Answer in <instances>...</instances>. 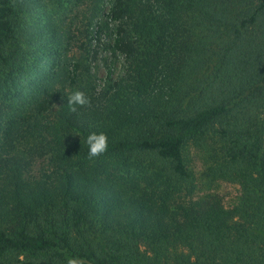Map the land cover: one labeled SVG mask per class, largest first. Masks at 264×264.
I'll return each instance as SVG.
<instances>
[{"label": "trees", "instance_id": "16d2710c", "mask_svg": "<svg viewBox=\"0 0 264 264\" xmlns=\"http://www.w3.org/2000/svg\"><path fill=\"white\" fill-rule=\"evenodd\" d=\"M66 1L0 0V264H264V0H79L128 64L95 97L87 56L64 57ZM77 90L89 103L72 111ZM90 132L107 137L96 157ZM195 136L218 146L211 175L239 185L233 208L158 207L123 174L147 158L190 183ZM36 160L50 170L34 178Z\"/></svg>", "mask_w": 264, "mask_h": 264}, {"label": "rangeland", "instance_id": "374dc122", "mask_svg": "<svg viewBox=\"0 0 264 264\" xmlns=\"http://www.w3.org/2000/svg\"><path fill=\"white\" fill-rule=\"evenodd\" d=\"M63 5L65 9H62L58 22L63 25L65 31L64 57L71 63L79 61L82 55L87 56L88 71H80L79 86H82L88 95L95 97L98 92L105 90L106 86L110 84V80H116L124 75L128 64L120 54L110 49L113 37L111 34L113 27L110 23L107 24L104 33L98 36V39L94 37L95 28L86 27V19L91 14L88 10V2L81 3L76 0L70 3L66 1ZM107 10L108 4H105L104 13ZM36 18L34 11L27 16L26 21L30 30H32ZM95 20L99 22L104 18L99 16ZM3 134L4 131L0 132V142L5 141ZM217 148L215 140L210 137L195 136L187 140L182 154L186 168L191 175V182L183 183L174 189L171 185L172 182L168 180L160 166L151 164L147 158H133L129 162V165H132H128V168H124L122 171L125 172L123 174L127 173L129 177L134 178L138 187L146 188L151 192L156 190L154 197L158 207L165 204V206L174 209L208 203L230 209L239 203L241 190L237 183L214 178L211 175V168L220 162L218 159L220 152L216 153ZM49 170L50 166L47 162L36 160L31 166L29 175L37 178L42 172ZM94 173L93 170H90L91 175ZM157 175H161V177H156ZM165 194L167 197L163 200L160 196ZM10 216L12 214L0 211V222L5 221L6 223Z\"/></svg>", "mask_w": 264, "mask_h": 264}, {"label": "clouds", "instance_id": "9594fccd", "mask_svg": "<svg viewBox=\"0 0 264 264\" xmlns=\"http://www.w3.org/2000/svg\"><path fill=\"white\" fill-rule=\"evenodd\" d=\"M70 110L75 111L77 106L89 103L88 98L81 91H73L66 99ZM89 157L103 154L108 148L107 137L104 133L90 132L85 139ZM71 264H80L79 260L73 259Z\"/></svg>", "mask_w": 264, "mask_h": 264}]
</instances>
